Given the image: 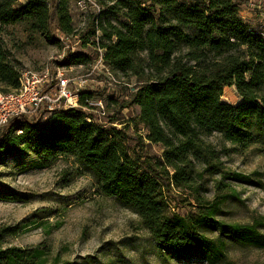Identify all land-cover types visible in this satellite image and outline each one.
<instances>
[{
  "label": "trees",
  "instance_id": "obj_1",
  "mask_svg": "<svg viewBox=\"0 0 264 264\" xmlns=\"http://www.w3.org/2000/svg\"><path fill=\"white\" fill-rule=\"evenodd\" d=\"M96 1L103 9L97 25L88 17L78 36L57 0H0V92L17 89L21 76L8 59L5 26L26 25L53 40L57 32L61 45L74 36L87 52L67 49L63 64L89 65L103 50L105 65L124 79L118 109L138 108L145 138L162 146L161 155L131 156L119 141L123 129L87 122L93 115L78 108L45 120H7L0 128V161L33 157L31 167L46 168L71 159L91 177L97 194L138 216L166 262L229 264L231 244L264 251V216L247 223L219 219L222 205L236 196L232 184L263 187L254 179L258 174L224 168L204 139L216 132L240 152L264 151V30L243 21L242 0ZM227 87L240 99L235 105L221 100ZM97 98L84 91L80 105ZM205 177L213 181L210 199L201 194ZM171 187L193 201L184 216L169 212ZM0 201L25 199L4 189ZM20 230L22 225L0 226V264H47L44 245L8 246Z\"/></svg>",
  "mask_w": 264,
  "mask_h": 264
},
{
  "label": "rangeland",
  "instance_id": "obj_2",
  "mask_svg": "<svg viewBox=\"0 0 264 264\" xmlns=\"http://www.w3.org/2000/svg\"><path fill=\"white\" fill-rule=\"evenodd\" d=\"M25 2L18 0L19 4ZM57 2L72 30L82 36L80 27L85 18L78 12L75 0ZM239 14L252 28L264 30V0H242ZM2 36L8 59L19 72L39 71L51 65L62 67L65 76L74 79L90 71L92 63L82 66L63 64L66 45L73 48L72 52H87L74 36L68 38V44L61 45L60 41H55L60 37L57 32L53 40L41 31L21 24L5 26ZM111 77L93 75L89 78L84 91L96 93L105 109L99 115L90 110L88 113L94 114L95 123L105 128L112 125L123 129L125 134L119 135V141L131 156L141 160L159 157L162 146L146 140V130L138 123V108L118 109L124 79L113 71ZM221 100L235 105L240 99L234 87H227ZM204 139L212 145L224 168L244 174L256 173L254 179L263 186L232 184L236 196L229 197L222 205L219 219L247 223L252 216H264V151L255 147L240 152L216 132ZM33 162V157L0 161V190H10L25 199L24 202L0 201V226L22 225L15 237L8 238V246L28 249L44 245L50 250L47 264H52L54 258H58L57 264H205L202 261L166 262L159 258L154 242L140 226L138 216L114 198L97 194L91 177L80 171L71 159H62L46 168H33ZM202 188L204 197L214 196L211 178L205 177ZM171 190L169 212L184 216L190 209L188 204L193 201L184 192L173 187ZM227 256L229 264H264V251L255 248L231 244Z\"/></svg>",
  "mask_w": 264,
  "mask_h": 264
},
{
  "label": "built area",
  "instance_id": "obj_3",
  "mask_svg": "<svg viewBox=\"0 0 264 264\" xmlns=\"http://www.w3.org/2000/svg\"><path fill=\"white\" fill-rule=\"evenodd\" d=\"M75 6L85 20L82 21L80 31L85 29L86 18L93 17L95 26L102 15V6L96 0H76ZM96 42L100 37L97 30ZM65 49L72 51L68 45ZM98 54L93 60L90 71L78 78L70 79L65 76L62 67L46 65L39 71L23 70L20 72L19 87L9 93H0V128L7 120L18 116L38 118L44 120L53 114L67 109L90 110L96 115L103 114V105L100 100H86V107L80 105V93L88 85L93 75L111 79V70L105 65L104 51L97 49ZM65 54H63L64 56ZM87 122H96L94 114Z\"/></svg>",
  "mask_w": 264,
  "mask_h": 264
}]
</instances>
